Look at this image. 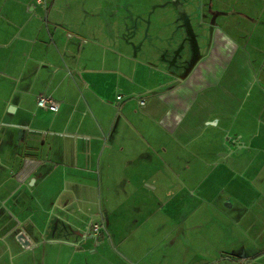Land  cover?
<instances>
[{"label":"crops","instance_id":"0c3cea01","mask_svg":"<svg viewBox=\"0 0 264 264\" xmlns=\"http://www.w3.org/2000/svg\"><path fill=\"white\" fill-rule=\"evenodd\" d=\"M115 1L0 0V264H264V0L175 72Z\"/></svg>","mask_w":264,"mask_h":264},{"label":"rangeland","instance_id":"374dc122","mask_svg":"<svg viewBox=\"0 0 264 264\" xmlns=\"http://www.w3.org/2000/svg\"><path fill=\"white\" fill-rule=\"evenodd\" d=\"M118 1L122 5L130 6L134 10L135 15L141 17L142 21L140 25H142V27L144 26L143 22H145V28L143 29L142 34H144V32H150L149 36H145V40L149 43L153 42L159 45L162 43L175 44L181 36L190 35V31L187 30L184 34L183 27L188 25V23H192L195 41L187 38H185V40L183 41L185 44L187 43V51L189 52L190 57L193 58L192 65L195 63V60L197 61L199 55L201 54L197 52V47L202 48V46L206 43L207 45H209L212 40V31L209 29V27H207L206 23H201L203 17L202 0H182L181 8L178 5L174 6L171 3L172 0ZM105 2L107 3L106 7L111 9L110 7L114 5L116 1L104 0V3ZM106 7L104 8V10L107 11ZM145 17H148L149 19H146ZM231 23L232 22L229 18L228 24L230 25ZM232 32L233 34L236 33L235 30ZM193 44H195L196 47H194L193 51L191 52ZM29 117V115H24V118L20 119L19 121L25 123L27 122V119ZM2 119L4 123L2 128H6V123L11 122V118L9 115H3ZM222 206L225 208V211L230 212L231 208L227 207L229 205L224 203ZM219 244H221L222 247H227V243L225 242V240L224 242L222 241ZM2 260V264H8L7 261H9L10 264V259L7 256H4Z\"/></svg>","mask_w":264,"mask_h":264},{"label":"flooded vegetation","instance_id":"af4514ba","mask_svg":"<svg viewBox=\"0 0 264 264\" xmlns=\"http://www.w3.org/2000/svg\"><path fill=\"white\" fill-rule=\"evenodd\" d=\"M181 1L182 0H172V4L174 6L178 5L180 8L182 7L181 5ZM216 0H202V6H203V11H202V20L201 23H206L207 27H209V29L212 31L214 25L217 23L218 18L220 17L219 15V9L216 8V4H215ZM212 2V4H211ZM124 10H122L123 15L125 16V18L129 19L131 18V14L135 13H131L133 11V9L130 6H126L123 5ZM146 19H149L148 17H145ZM144 19V20H146ZM131 20V19H129ZM127 22L125 23L126 28H128V26H132L133 28L136 27V25L134 24V22L129 23L128 20H126ZM199 23V22H198ZM144 26L143 29L145 28V22H143ZM190 31V35L187 36H181L178 41L173 44V43H167V48L172 45L173 48H171L170 50V54H168V58H166L167 60V70L168 71H176L177 68H180L184 63H187L186 65H184V69L183 71L187 70V68L189 67V65L191 64V62L193 61V58L190 57L189 52L187 51L188 49H183V46H186L187 43L185 44L183 41L185 40V38L187 39H192L193 41H195V35H194V30H193V25L192 23H188V25H186L185 27H183V31L185 34V31ZM147 35L149 36L150 34L147 33ZM183 35V34H182ZM191 45V44H190ZM196 45L193 44L191 52L193 51V47H195Z\"/></svg>","mask_w":264,"mask_h":264},{"label":"built area","instance_id":"2783aa9c","mask_svg":"<svg viewBox=\"0 0 264 264\" xmlns=\"http://www.w3.org/2000/svg\"><path fill=\"white\" fill-rule=\"evenodd\" d=\"M117 97H120L119 95ZM140 103H143V99L140 100ZM37 105L41 107H48L50 109H56V102L47 96H39L37 98ZM92 230L94 233H97L100 230V225L98 223L92 224Z\"/></svg>","mask_w":264,"mask_h":264},{"label":"water","instance_id":"95a60500","mask_svg":"<svg viewBox=\"0 0 264 264\" xmlns=\"http://www.w3.org/2000/svg\"><path fill=\"white\" fill-rule=\"evenodd\" d=\"M219 13L222 14V15H227L230 12H228V11H219ZM19 237H21V235Z\"/></svg>","mask_w":264,"mask_h":264}]
</instances>
